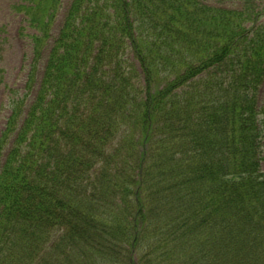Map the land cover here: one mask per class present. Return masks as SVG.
Wrapping results in <instances>:
<instances>
[{
	"label": "trees",
	"instance_id": "obj_1",
	"mask_svg": "<svg viewBox=\"0 0 264 264\" xmlns=\"http://www.w3.org/2000/svg\"><path fill=\"white\" fill-rule=\"evenodd\" d=\"M62 1L16 7L33 62ZM263 1L72 0L0 134V264H264Z\"/></svg>",
	"mask_w": 264,
	"mask_h": 264
},
{
	"label": "rangeland",
	"instance_id": "obj_2",
	"mask_svg": "<svg viewBox=\"0 0 264 264\" xmlns=\"http://www.w3.org/2000/svg\"><path fill=\"white\" fill-rule=\"evenodd\" d=\"M23 1L24 0H0V134L5 130L7 119L12 114L14 102L22 100L23 97L28 95L27 101H24V111L27 105L29 106L35 99L43 79L49 50L53 44L54 38L58 34L66 11L72 0L62 1L61 9L57 12L59 16H57L52 28L53 39L49 41L44 52H42V57L37 61L34 60V62L35 45L31 35L35 33V31L28 26L24 12L16 9L18 4ZM212 4L222 5L227 8L236 7L231 3L220 4L212 2ZM260 5L263 8L264 1ZM131 63H133L136 72H138L139 86L144 87L146 81L144 71H142L143 69L137 62L133 61ZM31 64L33 66V74L30 76L32 70ZM162 76L171 79L167 72L162 73ZM32 77L35 79V82L31 85V92L28 94L30 79ZM161 85L164 86L163 84ZM125 135L119 140H122ZM117 142L118 138L115 139V143ZM261 158L260 168L264 173V141L262 143ZM138 253L141 256L143 254L142 251ZM150 254H153L151 257L154 259L161 256V252L154 254L153 251H151ZM133 256L136 262V259H138L136 258L137 253L134 252Z\"/></svg>",
	"mask_w": 264,
	"mask_h": 264
}]
</instances>
